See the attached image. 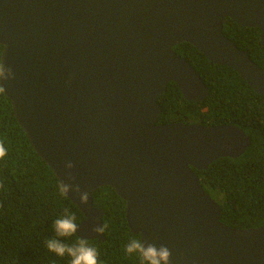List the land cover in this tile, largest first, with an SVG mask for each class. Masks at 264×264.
Wrapping results in <instances>:
<instances>
[{
	"label": "water",
	"instance_id": "obj_1",
	"mask_svg": "<svg viewBox=\"0 0 264 264\" xmlns=\"http://www.w3.org/2000/svg\"><path fill=\"white\" fill-rule=\"evenodd\" d=\"M260 30L264 0H0L3 81L14 115L60 185L67 172L87 191L79 238L104 239L96 188L125 201L131 232L166 245L171 264H264V221L239 229L219 220V204L194 169L235 158L249 136L233 124H158L157 98L174 82L183 98L208 88L173 46L189 42L264 95V69L228 39L225 18ZM72 162L74 167L66 169Z\"/></svg>",
	"mask_w": 264,
	"mask_h": 264
},
{
	"label": "trees",
	"instance_id": "obj_2",
	"mask_svg": "<svg viewBox=\"0 0 264 264\" xmlns=\"http://www.w3.org/2000/svg\"><path fill=\"white\" fill-rule=\"evenodd\" d=\"M222 30L264 69L259 28L226 17ZM173 50L199 73L208 91L202 100H186L178 86L168 82L157 98L161 112L156 122L233 124L249 136V145L239 156H222L206 169L194 171L219 204L221 222L239 229L257 227L264 220V95L256 93L230 67L207 59L189 42L177 43ZM0 143L7 150L0 158V264H70L67 256L50 252L46 241L55 236L53 223L66 210L76 217L77 224L84 216L31 146L4 92H0ZM92 206L103 210L105 226L103 240L86 238L89 246L96 248L99 264H140L137 256L124 251L130 239L139 238L127 225L125 201L104 185L93 192ZM79 239L74 234L65 242L75 244Z\"/></svg>",
	"mask_w": 264,
	"mask_h": 264
},
{
	"label": "clouds",
	"instance_id": "obj_3",
	"mask_svg": "<svg viewBox=\"0 0 264 264\" xmlns=\"http://www.w3.org/2000/svg\"><path fill=\"white\" fill-rule=\"evenodd\" d=\"M0 49H5V45H0ZM3 52L4 50H0V92L5 90L3 81L14 79V73L11 68H6L4 65ZM6 154V148L0 143V158H3ZM65 167L66 169H72L74 165L72 162H68ZM66 175L69 182H62L61 191L65 193L72 191L78 195L81 204H87V191H82L80 185L74 182L76 178L71 172H67ZM78 226L76 217L66 210L65 214L57 218L53 223L55 236L46 241L47 249L58 257L67 256L70 259V264H99L98 252L96 248L89 246L86 238H80L75 244L65 242L66 238L72 237L77 233ZM92 231L103 233L105 226L103 224L96 226ZM124 251L128 256H137L140 264H171V252L166 245L160 244L157 246L151 242L146 244L140 237L130 239L125 245Z\"/></svg>",
	"mask_w": 264,
	"mask_h": 264
}]
</instances>
